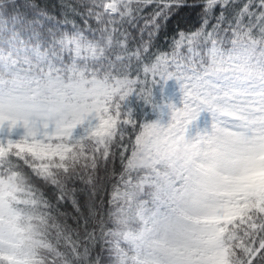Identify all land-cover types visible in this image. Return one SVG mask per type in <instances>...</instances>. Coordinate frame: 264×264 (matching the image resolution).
Listing matches in <instances>:
<instances>
[{"label":"snow or ice","instance_id":"snow-or-ice-1","mask_svg":"<svg viewBox=\"0 0 264 264\" xmlns=\"http://www.w3.org/2000/svg\"><path fill=\"white\" fill-rule=\"evenodd\" d=\"M82 4L47 47L0 41V264H264V0H202L195 27L187 0ZM173 79L169 125L123 111Z\"/></svg>","mask_w":264,"mask_h":264},{"label":"trees","instance_id":"trees-1","mask_svg":"<svg viewBox=\"0 0 264 264\" xmlns=\"http://www.w3.org/2000/svg\"><path fill=\"white\" fill-rule=\"evenodd\" d=\"M187 2L189 7L181 11L177 18L182 20V26L184 27L198 26L202 0H187ZM240 2L242 3L243 0H240ZM0 3H2L0 4V41L10 40L13 33H15L20 39L27 41L32 38V43H35L34 35H36L45 42V47H47V41L50 40L51 33L58 35L60 32L71 31V26L64 23L65 19L74 20L80 27H84L82 16L78 14L84 11L82 0H0ZM153 8L154 6L149 7L144 14H150ZM90 25L93 30L96 29L94 21H90ZM175 27L174 19L166 34L162 33L156 41V47L165 51L168 50L167 38L173 35ZM130 31L135 37L136 30L130 29ZM130 46L134 47L135 41ZM64 55L67 62V54ZM132 71V78L135 79L137 74L135 67ZM162 83L163 81H158L153 86L151 103H147L138 94L134 93L126 101L122 102L123 111L125 113L130 112L132 119L141 125L164 120V109L168 104L169 96L162 90ZM153 105L159 107L154 109ZM179 106L182 107L183 105L179 104ZM117 171H119V165H117ZM78 187L83 186L78 185ZM110 192L111 182H107V194L103 197L105 200H107ZM79 199L81 204L85 205L88 201L87 194L84 192L79 193ZM65 210L69 214H74L70 205H66ZM85 211H87L86 208ZM68 223L73 227L76 226L71 219L68 220ZM108 259L107 254H105V264H108Z\"/></svg>","mask_w":264,"mask_h":264},{"label":"rangeland","instance_id":"rangeland-1","mask_svg":"<svg viewBox=\"0 0 264 264\" xmlns=\"http://www.w3.org/2000/svg\"><path fill=\"white\" fill-rule=\"evenodd\" d=\"M162 90L166 95L169 96L167 105H175L177 109L183 108V92L181 91V84L178 83L175 79L163 81ZM175 101V102H174ZM179 104L183 106L180 107ZM166 105V106H167ZM165 117L164 120L160 123L164 126H167L171 123L172 111L170 108L166 107L164 109ZM210 120V117L205 113L201 116L198 122H195L190 128V135H195L197 128L203 129L205 127V121Z\"/></svg>","mask_w":264,"mask_h":264}]
</instances>
